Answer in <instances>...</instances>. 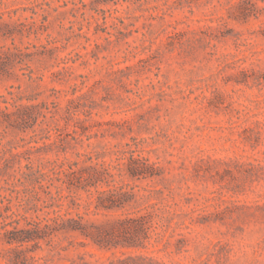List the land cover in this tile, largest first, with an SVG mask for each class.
Masks as SVG:
<instances>
[{
  "label": "rangeland",
  "instance_id": "1",
  "mask_svg": "<svg viewBox=\"0 0 264 264\" xmlns=\"http://www.w3.org/2000/svg\"><path fill=\"white\" fill-rule=\"evenodd\" d=\"M0 264H264V0H0Z\"/></svg>",
  "mask_w": 264,
  "mask_h": 264
},
{
  "label": "trees",
  "instance_id": "2",
  "mask_svg": "<svg viewBox=\"0 0 264 264\" xmlns=\"http://www.w3.org/2000/svg\"><path fill=\"white\" fill-rule=\"evenodd\" d=\"M2 215H0V217H1Z\"/></svg>",
  "mask_w": 264,
  "mask_h": 264
}]
</instances>
